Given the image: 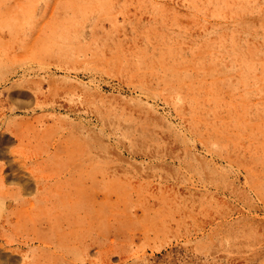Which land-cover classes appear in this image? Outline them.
Returning a JSON list of instances; mask_svg holds the SVG:
<instances>
[{
    "label": "rangeland",
    "instance_id": "obj_1",
    "mask_svg": "<svg viewBox=\"0 0 264 264\" xmlns=\"http://www.w3.org/2000/svg\"><path fill=\"white\" fill-rule=\"evenodd\" d=\"M0 105V264H264V0H0Z\"/></svg>",
    "mask_w": 264,
    "mask_h": 264
},
{
    "label": "bare ground",
    "instance_id": "obj_2",
    "mask_svg": "<svg viewBox=\"0 0 264 264\" xmlns=\"http://www.w3.org/2000/svg\"><path fill=\"white\" fill-rule=\"evenodd\" d=\"M20 52H21V51H20ZM40 54H41V53H40ZM17 56H18V55H17ZM26 56H27V55H26ZM38 58H39V57H38ZM18 62H19V61H18ZM37 64H38V63H37ZM14 65H16V64H14ZM19 65H20V64H19ZM28 65H29V64H28ZM29 68H30V67L28 66V69H29ZM28 69H27V70H28ZM17 73H18V72H17ZM25 81H26V80H25ZM36 83H37V82H36ZM36 83H35V84H36ZM31 84H32V83H31ZM31 84H30V85H31ZM38 84H39V82H38ZM25 85H26V84H25ZM27 86H28V85H27ZM31 86H32V85H31ZM32 87H33V86H32ZM34 87H35V86H34ZM50 88H51V86H50ZM30 89H31V88H30ZM31 90H34V89H31ZM41 90H42V89H41ZM60 90H61V89H60ZM47 92H48V91H47ZM57 92H58V91H57ZM65 92H66V91H65ZM31 93H33V92H31ZM50 93H51V92H50ZM38 94H39V93H37V96H38ZM46 94H47V93H46ZM63 94H64V93H63ZM14 96H15V95H14ZM32 96H33V95H32ZM37 96H36V97H37ZM40 96H41V95H40ZM43 96H45V95L43 94ZM43 96H42V97H43ZM48 96H49V95H48ZM60 96H61V95H60ZM34 97H35V96H34ZM61 97H62V96H61ZM71 98H72V97H71ZM15 99H16V98H15ZM23 99H24V98H23ZM23 99H22V100H23ZM40 99H42V98H40ZM48 99H49V98H48ZM48 99H47V100H48ZM55 99H57V96H56V98L54 97V100H55ZM12 100H13V99H12ZM25 101H26V100H25ZM36 101H37V100H36ZM38 101H39V100H38ZM52 101H53V100H52ZM55 101L57 102L58 100H55ZM61 101H62V100H61ZM66 101H67V100H66ZM28 102H29V101H28ZM39 102H40V101H39ZM41 102H42V101H41ZM43 102H44V101H43ZM48 102H49V101H48ZM64 102H65V101H63L62 103H64ZM15 103H16V102H15ZM21 103H22V102H21ZM32 103H33V101H32ZM65 103H66V102H65ZM19 104H20V103H19ZM60 104H61V103H60ZM53 105H54V104H53ZM56 105H57V104H56ZM0 106H1V105H0ZM20 106H21V105H20ZM30 106H31V105H30ZM36 106H37V105H36ZM36 106H35V108H36ZM49 106H50V105H49ZM44 107H45V106H44ZM13 108H14V107H13ZM31 108H32V107H31ZM68 108H69V107H68ZM72 108H73V107H72ZM85 108H86V107H85ZM37 109H38V108H37ZM10 110H11V109H10ZM26 110H27V109H26ZM50 110H51V109H50ZM72 110H73V109H72ZM17 111H18V110H17ZM90 111H91V110H90ZM13 112H14V111H13ZM37 112H38V111H37ZM56 112H57V111H56ZM91 112H92V111H91ZM1 113H2V112H1ZM11 113H12V112H11ZM45 113H46V112H45ZM80 113H81V112H80ZM94 113H95V112H94ZM26 114H27V113H26ZM32 114H33V113H32ZM55 114H56V113H55ZM65 114H66V113H65ZM21 115H24V114H21ZM21 115H20V116H21ZM30 115H31V114H30ZM35 115H36V114H35ZM58 115H60V114H58ZM7 116H8V115H7ZM18 116H19V115H18ZM72 116H73V115H72ZM94 116H95V114H94ZM1 117H2V116H1ZM58 117H59V116H58ZM61 117H62V116H61ZM77 117H78V116H77ZM85 117H86V116H85ZM6 118H7V117H6ZM8 118H9V117H8ZM8 118H7L6 120H9ZM16 118H17V117H16ZM16 118H15V119H16ZM28 119H29V118H28ZM61 119H62V118H61ZM77 119H78V118H77ZM30 120H31V119H30ZM10 121H11V120H10ZM10 121H9V122H10ZM17 121H18V120H17ZM57 121H58V120H57ZM59 121H61V120H59ZM53 122H54V121H53ZM78 122H79V121H78ZM80 122H81V121H80ZM92 122H93V121H92ZM7 123H8V122H7ZM82 123H83V122H82ZM86 123H87V122H86ZM10 124H11V123H10ZM72 124H73V123H72ZM76 124H77V123H76ZM76 124H75V125H76ZM54 125H55V124H54ZM61 125H62V124H61ZM75 125H74V126H75ZM90 125H91V124H90ZM92 125H94V124L92 123ZM100 125H101V124H100ZM104 125H105V124H104ZM84 126H85V125H84ZM94 126H95V125H94ZM49 127H50V126H49ZM67 127H68V126H67ZM76 127H77V125H76ZM80 127H82L81 124H80ZM89 127H90V126H89ZM8 128H9V127H8ZM69 128H70V125H69ZM77 128H78V127H77ZM44 129H45V128H44ZM83 129H84V128H83ZM94 129H95V128H94ZM94 129H93V130H94ZM10 130H11V129H10ZM10 130H9V131H10ZM50 130H51V129H50ZM64 130H65V129H64ZM64 130H63V131H64ZM77 130H78V129H77ZM80 130H81V129H80ZM87 130H88V129H87ZM95 130H96V129H95ZM108 130H109V129H108ZM1 131H2V130H1ZM11 131H12V130H11ZM52 131H53V130H52ZM58 131H59V130H58ZM78 131H79V130H78ZM83 131H84V130H83ZM81 132H82V131H81ZM86 132H87V134H88V131H86ZM86 132H85V133H86ZM91 132H93V131H91ZM95 133H96V132H95ZM100 133H101V132H100ZM107 133H108V132H107ZM67 134H68V133H67ZM72 134H73V133H72ZM83 134H84V133H83ZM83 134H82V135H83ZM89 134H92V135H93V133H89ZM101 134H102V133H101ZM16 136H17V135H16ZM83 136H84V135H83ZM105 136H106V135H105ZM105 136H104V137H105ZM19 137H20V135H19ZM68 137H69V136H68ZM68 137H67V138H68ZM89 137H90V136H89ZM96 137H98L97 134H96ZM74 138H75V137H74ZM74 138H72V139H74ZM76 138H77V137H76ZM107 138H108V137H107ZM61 139H62V138H61ZM79 139H80V138H79ZM86 139H87V138H86ZM105 139H106V138H105ZM110 139H111V138H110ZM19 140H20V139H19ZM101 140H102V139H101ZM53 141H54V140H53ZM24 142H25V141H24ZM58 142H59V141H58ZM60 142H61V140H60ZM67 142H68V141H67ZM70 142H71V141H70ZM86 142H87V141H86ZM88 142H89V141H88ZM94 142H95V141H94ZM103 142L107 143L106 141H103ZM95 143H96V142H95ZM98 143H99V142H98ZM84 144H85V143H84ZM86 144H87V143H86ZM109 144H110V143H109ZM88 146H89V144H88ZM97 146H98V145H97ZM68 147H69V146H68ZM68 147H67V148H68ZM85 147H86V146H85ZM91 147H92V146H91ZM95 147H96V146H95ZM100 147H101V148L103 147V146H102V142H101V145L99 144V148H100ZM110 147H111V146H110ZM81 148H83V147H81ZM93 148H94V147H93ZM18 149H19V148H18ZM110 149H111V148H110ZM23 150H24V149H23ZM63 150H64V149H63ZM67 150H68V149H67ZM89 150H90V149H89ZM91 150H93V149L91 148ZM111 150H112V149H111ZM81 151H82V150H81ZM104 151H105V150H104ZM9 153H10V152H9ZM32 153H33V152H32ZM37 153H38V151H37ZM97 153H98V152H97ZM97 153H96V154H97ZM99 153H101V152H99ZM110 153H111V152H110ZM26 154H27V153H26ZM33 154H34V153H33ZM33 154H31V155L33 156ZM68 154H69V153H68ZM11 155H12V154H11ZM16 155H18V153H17ZM24 155H25V154H24ZM31 155H29V156H31ZM77 155H79V154L77 153ZM99 155H103V154L101 153V154H99ZM107 155H108V154H107ZM107 155H106V156H107ZM20 156H21V155H20ZM63 156H64V155H63ZM8 157H9V156H8ZM34 157H35V156H34ZM80 157H81V156H80ZM98 157H100V156H98ZM36 158H37V157H36ZM76 158H77V157H76ZM20 159H22V157H21ZM79 159H80V158H79ZM104 159H105V158H104ZM40 160H41V159H40ZM64 160H65V157H64ZM70 160H71V159H70ZM100 160H101V159H100ZM76 161H77V160H76ZM12 162H13V161H12ZM14 162H15V161H14ZM32 162H33V161H32ZM37 162H38V161H37ZM52 162H54V161H52ZM78 162H79V161H78ZM91 162H92V161H91ZM25 163H26V162H25ZM43 164H44V163H43ZM5 165H6V163H5ZM78 165H79V164H78ZM83 165H84V164H83ZM12 166H13V165H12ZM15 166H16V165H15ZM27 166H28V165H27ZM36 166H37V164H36ZM40 166H41V165H40ZM43 166H44V165H43ZM10 167H11V166H10ZM19 167H20V166H19ZM23 167H24V166H23ZM78 167H79V166H78ZM86 167H87V166H86ZM103 167H104V166H103ZM8 168H9V167H8ZM8 168H7V169H8ZM28 168H29V167H28ZM37 168H38V167H37ZM37 168H36V169H37ZM40 168H41V167H40ZM42 168H43V167H42ZM31 169H32V168H31V166H30V169H29L30 172H31ZM33 169H34V168H33ZM89 169H90V168H89ZM91 169H92V168H91ZM8 170H10V169H8ZM12 170H13V169H12ZM71 170H72V169H71ZM77 170H78V169H77ZM82 170H83V169H82ZM16 171H17V170H16ZM20 171H21V170H20ZM22 171H23V169H22ZM27 171H28V170H27ZM34 171H35V170H34ZM75 171H76V170H75ZM12 172H13V171H12ZM25 172H26V171H25ZM80 172H81V171H80ZM86 172H87V171H86ZM107 172H108V171H107ZM32 173H33V171H32ZM36 173H37V172H36ZM38 173H40V172H38ZM76 173H77V172H76ZM82 173H83V172H82ZM5 174H6V173H5ZM19 174H20V173H19ZM19 174H18V175H19ZM27 174H28V173H27ZM30 174H31V173H30ZM0 175H1V174H0ZM20 175H21V174H20ZM35 175H36V174L34 173V176H35ZM42 175H43V174H42ZM1 177H2V175H1ZM6 177H7V176H6ZM18 177H19V176H18ZM44 177H45V176H44ZM22 178H23V177H22ZM72 178H74V177H72ZM72 178H71V179H72ZM1 179H2V178H1ZM16 179H17V178H16ZM30 179H32V178H30ZM30 179H29V180H30ZM37 179H38V178H37ZM69 179H70V178H69ZM71 179H70V180H71ZM98 179H99V178H98ZM39 180H40V179H39ZM92 180H93V179H92ZM96 180H97V179H96ZM101 180H102V179H101ZM104 180H105V178H104ZM108 180H109V179H108ZM33 181H34V180H33ZM33 181H32V182H33ZM13 182H14V181H13ZM71 182H72V181H71ZM76 182H77V181H76ZM95 182H96V181H95ZM95 182H94V183H95ZM108 182H109V181H108ZM18 183H19V182H18ZM45 183H46V182H45ZM85 183H86V182H85ZM99 183H100V182H99ZM35 184H36V182H35ZM39 184H40V183H39ZM41 184H42V182H41ZM95 184H96V183H95ZM103 184H104V183H103ZM47 185H48V184H47ZM68 185H69V184H68ZM76 185H77V184H76ZM78 185H79V184H78ZM81 185H82V184H81ZM101 185H102V184H101ZM35 186H36V185H35ZM42 186H44V185H42ZM56 186H57V185H56ZM56 186H55V187H56ZM110 186H111V185H110ZM79 187H80V186H79ZM20 188H21V187H20ZM37 188H38V187H37ZM47 188H48V187H47ZM52 188H53V187H52ZM60 188H61V187H60ZM74 188H75V186H74ZM74 188H73V189H74ZM23 189H24V188H23ZM39 189H40V188H39ZM39 189H38V190H39ZM104 189H105V187H104ZM107 189H108V188H107ZM27 190H28V189H27ZM44 190H45V189H44ZM92 190H93V189H92ZM18 191H19V190H18ZM36 191H37V190H36ZM50 191H51V190H50ZM75 191L77 192V190H75ZM111 191H112V190H111ZM5 192H6V191H5ZM19 192H21V191H19ZM38 192H39V191H38ZM42 192H44V191L41 190V193H42ZM71 192H72V191H71ZM87 192H88V191H87ZM3 193H4V191H3ZM36 193H37V192H36ZM61 193H63V192H61ZM5 194H6V193H5ZM34 194H35V193H34ZM51 194H52V193H51ZM81 194H82V193H81ZM90 194H91V193H90ZM7 195H8V194H7ZM7 195H6V196H7ZM9 195H10V194H9ZM1 196H2V195H1ZM35 196H36V195H35ZM46 196H47V195H46ZM56 196H57V194H56ZM70 196H71V195H70ZM81 196H82V195H81ZM3 197H4V196H3ZM3 197H2V198H3ZM8 197H9V196H8ZM15 197H16V196H15ZM24 197H25V196H24ZM38 197H39V196H38ZM78 197H79V196H78ZM82 197H83V196H82ZM104 197H105V195H104ZM11 198H12V197H11ZM22 198H23V197H22ZM61 198H62V197H61ZM66 198H68V197H66ZM71 198H72V197H71ZM89 198H90V197H89ZM91 198H92V197H91ZM6 199H7V198H6ZM24 199H25V198H24ZM45 199H46V198H45ZM3 200H4V199H3ZM46 200H47V199H46ZM57 200H59V199H57ZM70 200H71V199H70ZM77 200H78V199H77ZM82 200H84V199L82 198ZM26 201H27V200H26ZM51 201H52V200H51ZM67 201H68V200H67ZM79 201H80V200H79ZM101 201H102V200H100V203H101ZM9 202H10V201H9ZM34 202H35V201H34ZM43 202H44V201H43ZM61 202H62V201H61ZM69 202H70V201H69ZM25 203H26V202H25ZM36 203H37V202H36ZM40 203H41V202H40ZM74 203H75V202H74ZM0 204H1V203H0ZM5 204H7V203H5ZM20 204L22 205V203H20ZM20 204H19V205H20ZM69 204H70V203H69ZM72 204H73V203H72ZM1 205H2V204H1ZM19 205H18V207H19ZM29 205H31V204H29ZM32 205H33V204H32ZM35 205H36V204H35ZM43 205H44V204H43ZM52 205H54V203H53ZM65 205H66V204H65ZM76 205H77V204H76ZM76 205H75V206H76ZM15 206H16V205H15ZM107 206H108V205H107ZM46 207H47V206H46ZM70 207H71V206H70ZM76 207H77V206H76ZM109 207H110V206H109ZM7 208H8V207H7ZM64 208H65V207H64ZM67 208H68V207H67ZM67 208H65V209H67ZM46 209H47V208H46ZM57 209H58V208H57ZM59 209H60V208H59ZM65 209H64V210H65ZM75 209H76V208H75ZM92 209H93V208H92ZM96 209H97V208H96ZM29 210H30V207H29ZM73 210H74V207H73ZM73 210H72V211H73ZM88 210H89V209H88ZM100 210H103V209H100ZM109 210H110V209H109ZM34 211H35V210H34ZM43 211H44V210H43ZM51 211H52V210H51ZM70 211H71V210H70ZM86 211H87V210H86ZM106 211H107V210H106ZM41 212H42V210H41ZM46 212H49V211H46ZM99 212H102V211H99ZM110 212H112V211H110ZM6 213H7V212H6ZM33 213H34V212H33ZM43 213H44V212H43ZM43 213H42V214H43ZM55 213H56V212H55ZM55 213H54V214H55ZM61 213H62V212H61ZM75 213H76V212H75ZM9 214H10V213H9ZM26 214H27V213H26ZM34 214H36V212H35ZM39 214H40V213H39ZM50 214H52V213H50ZM54 214H53V215H54ZM62 214H63V213H62ZM69 214L71 215V213H69ZM77 214H78V213H77ZM79 214H80V213H79ZM82 214H83V213H82ZM64 215H65V214H64ZM104 215H105V214H104ZM13 216H14V215H13ZM37 216H38V215H37ZM49 216H50V215H49ZM60 216H61V215L59 214V217H60ZM67 216H68V215H67ZM75 216H76V215H75ZM98 216H99V215H98ZM17 217H18V216H17ZM69 217H70V216H69ZM94 217H95V216H94ZM103 217H104V216H103ZM111 217H112V216H111ZM49 218H50V217H49ZM54 218H55V217H54ZM56 218H57V216H56ZM64 218H65V217H64ZM74 218H75V217H74ZM7 219H8V218H7ZM61 219H62V218H61ZM104 219H105V218H104ZM18 220H19V219H18ZM27 220H28V218H27ZM38 220H39V219H38ZM47 220H48V219H47ZM59 220H60V219H59ZM65 220H66V218H65ZM85 220H86V219H85ZM88 220L91 221V219H88ZM95 220H96V219H95ZM97 220H99V219H97ZM110 220H111V219H110ZM22 221H23V220H22ZM39 221H40V220H39ZM54 221H55V220H54ZM74 221H75V220H74ZM103 221H105V220H103ZM0 222H1V221H0ZM33 222H35V221H33ZM40 222H41V221H40ZM51 222H52V221H51ZM76 222H77V221H75V223H76ZM94 222H95V221H94ZM108 222H109V221H108ZM111 222H112V221H111ZM11 223H12V222H11ZM24 223H25V222H24ZM27 223H28V222H27ZM79 223H81V222H79ZM95 223H96V222H95ZM100 223H101V222H100ZM28 224H29V223H28ZM54 224H55V223H54ZM69 224H70V223H69ZM3 225H4V223H3ZM29 225H30V224H29ZM55 225H56V224H55ZM61 225H62V224H60L59 226H61ZM80 225H81V224H80ZM92 225H93V224H91V226H92ZM104 225H105V224H104ZM11 226H13V225L11 224ZM11 226H10V227H11ZM17 226H18V225H17ZM32 226L34 227V225H32ZM71 226H72V225H71ZM81 226H82V225H81ZM83 226H84V225H83ZM2 227H3V226H2ZM19 227H20V226H19ZM29 227H30V226H29ZM50 227H51V226H50ZM69 227H70V226H69ZM53 228H54V226H53ZM82 228H83V227H82ZM90 228H91V227H90ZM104 228H106V227H104ZM11 229H12V227H11ZM35 229H36V228H35ZM38 229H39V228H38ZM78 229H79V228H78ZM84 229H85V228H84ZM84 229H83V230H84ZM97 229H98V228H97ZM100 229H101V228H100ZM100 229H99V230H100ZM109 229H110V228H109ZM2 230H3V229H2ZM40 230L42 231V229H40ZM62 230H63V229H62ZM83 230H82V232H83ZM3 231H4V230H3ZM12 231H13V230H12ZM80 231H81V230H80ZM87 231H88V230H87ZM257 231H258V230H257ZM0 232H1V231H0ZM37 232H38V230H37ZM48 232H49V231H48ZM70 232H71V231H70ZM78 232H79V231H78ZM82 232H81V233H82ZM90 232H91V231H90ZM258 232H259V231H258ZM4 233H5V231H4ZM7 233H8V232H7ZM57 233H58V232H57ZM68 233H69V232H68ZM85 233H86V232H85ZM101 233H102V232H101ZM104 233H105V232H104ZM260 233H262V232H260ZM15 234H17V233H15ZM262 234H263V233H262ZM0 235H1V234H0ZM58 235H59V234H58ZM66 235H67V234H66ZM66 235H65V236H66ZM68 235H69V234H68ZM72 235H73V234H72ZM82 235H83V233H82ZM104 235H105V234H104ZM108 235H109V234H108ZM10 236H11V235H10ZM12 236H13V235H12ZM35 236H36V234H35ZM59 236H60V235H59ZM105 236H106V235H105ZM105 236H103V237L105 238ZM25 237H26V236H25ZM25 237H24V238H25ZM56 237H57V236H56ZM60 237H61V236H60ZM66 237H68V236H66ZM71 237H73V236H71ZM90 237H91V236H90ZM92 237H93V236H92ZM107 237H108V236H107ZM260 237H261V235H260ZM0 238H1V237H0ZM8 238H9V237H8ZM58 238H59V237H58ZM58 238H57V239H58ZM68 238H70V237H68ZM80 238H81V237H80ZM3 239H5V238H3ZM15 239H16V238H15ZM31 239H32V238H31ZM36 239H37V238H36ZM53 239H54V238H53ZM107 239H108V238H107ZM110 239H111V238H110ZM33 240H34V239H33ZM39 240H40V238H39ZM65 240H66V239H65ZM78 240H79V239H78ZM100 240H101V239H100ZM105 240H106V239H105ZM257 240H258V239H257ZM261 240H262V239H261ZM15 241H16V240H15ZM42 241H43V240H42ZM50 241H51V240H50ZM69 241H70V239H69ZM71 241L73 242L74 240H71ZM94 241H95V240H94ZM96 241H97V239H96ZM101 241H102V240H101ZM103 241H104V240H103ZM7 242H8V241H7ZM10 242H13V241L11 240ZM18 242H19V241H18ZM40 242H41V241H40ZM45 242H46V241H45ZM82 242H83V241H82ZM29 243H30V242H29ZM58 243H59V242H58ZM73 243H74V242H73ZM73 243H72V245H73ZM109 243H110V242H109ZM6 244H7V243H6ZM42 244H43V243H42ZM49 244H50V243H49ZM49 244H46V245L49 246ZM91 244H93V243H91ZM99 244H100V243H99ZM59 245H60V243H59ZM66 245H67V244H66ZM70 245H71V244H70ZM83 245H84V244H83ZM87 245H89V244H87ZM96 245H97V244H96ZM102 245H103V244H102ZM108 245H109V244H108ZM0 246H1V245H0ZM50 246H51V245H50ZM106 246H107V244H106ZM76 247H77V246H76ZM76 247H75V248H76ZM89 247H90V246H89ZM108 247H109V246H108ZM261 247H262V246H261ZM263 247H264V246H263ZM24 248H25V247H24ZM42 248H43V247H42ZM55 248H56V247H55ZM57 248H58V247H57ZM64 248H65V247H64ZM82 248H83V247H82ZM103 248H105V247H103ZM106 248H107V247H106ZM106 248H105V249H106ZM47 249H48V248H47ZM47 249H45V251H46ZM66 249H67V248H66ZM70 249H71V248H70ZM21 250H22V249H21ZM71 250H72V249H71ZM76 250H77V249H76ZM78 250H79V249H78ZM83 250H84V248H83ZM106 250H108V248H107ZM106 250H105V251H106ZM51 251H52V250H51ZM60 251H62V250H60ZM30 252H31V250H30ZM35 252H36V251H35ZM42 252H43V251H42ZM63 252H64V250H63ZM69 252H71V251H69ZM99 252H100V251H99ZM56 253H57V252H56ZM56 253H55V254H56ZM59 253H60V252H59ZM74 253H75V252H74ZM100 253H101V252H100ZM22 254H24V253H22ZM38 254H39V253H38ZM55 254H54V255H55ZM76 254H77V253H76ZM76 254H75V255H76ZM92 254H93V253H92ZM34 255H35V254H34ZM56 255H57V254H56ZM105 255H106V254H105ZM13 256H14V255H13ZM58 256H60V255H58ZM81 256H82V255H81ZM95 256H96V255H95ZM100 256L102 257V255H99L98 257L100 258ZM73 257H74V256H73ZM96 257H97V256H96ZM64 258H65V257H64ZM37 259H38V258H37ZM71 259H72V258H71ZM74 259H75V258H74ZM100 259H101V258H100ZM100 259H99V260H100ZM103 259H104V258H103ZM30 260H31V259H30ZM107 260H108V259H107ZM56 261H57V260H56ZM97 261H98V260H97ZM104 261H105V260H104ZM25 262H26V261H25ZM70 262H72V261H70ZM29 263H30V262H29ZM81 263H82V262H81ZM99 263H100V262H99ZM37 264H38V263H37ZM77 264H78V263H77ZM100 264H101V263H100ZM105 264H106V263H105ZM107 264H108V263H107ZM109 264H110V263H109Z\"/></svg>",
    "mask_w": 264,
    "mask_h": 264
}]
</instances>
